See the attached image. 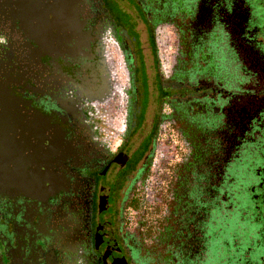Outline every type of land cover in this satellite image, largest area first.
Returning a JSON list of instances; mask_svg holds the SVG:
<instances>
[{"label": "flooded vegetation", "instance_id": "af4514ba", "mask_svg": "<svg viewBox=\"0 0 264 264\" xmlns=\"http://www.w3.org/2000/svg\"><path fill=\"white\" fill-rule=\"evenodd\" d=\"M57 11L0 9V264H264V0Z\"/></svg>", "mask_w": 264, "mask_h": 264}, {"label": "water", "instance_id": "95a60500", "mask_svg": "<svg viewBox=\"0 0 264 264\" xmlns=\"http://www.w3.org/2000/svg\"><path fill=\"white\" fill-rule=\"evenodd\" d=\"M72 2L73 0H0V9L4 10L12 5L15 12L13 13L15 20H18L19 26L23 31L21 35L24 38H44L48 22L47 14L55 12V17H57L59 15L57 10L61 12L66 10L67 15L68 8ZM2 95L0 94V96ZM2 137L0 133V145L6 141L11 143L10 140L2 139ZM14 156L15 152L7 151L0 147V169L10 172L11 168L8 165L12 161L15 162Z\"/></svg>", "mask_w": 264, "mask_h": 264}]
</instances>
